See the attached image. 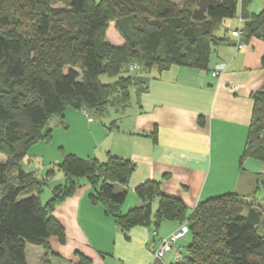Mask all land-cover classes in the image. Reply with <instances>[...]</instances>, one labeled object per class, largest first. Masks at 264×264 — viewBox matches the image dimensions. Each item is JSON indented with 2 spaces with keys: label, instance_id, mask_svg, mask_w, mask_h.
<instances>
[{
  "label": "trees",
  "instance_id": "16d2710c",
  "mask_svg": "<svg viewBox=\"0 0 264 264\" xmlns=\"http://www.w3.org/2000/svg\"><path fill=\"white\" fill-rule=\"evenodd\" d=\"M251 1L219 0L205 19L194 20L188 6H196L195 0L182 7L169 0H0V152L6 155L0 162V264H28L27 244L42 247L41 264L58 259L50 237L64 243L66 236L52 212L74 192L79 178L93 188L90 201L101 204L121 231L138 225L155 229L162 220L186 224L191 239L175 264H264V198L225 193L188 211L180 199L163 194L158 181L147 180L134 188L138 203L122 213L127 191L117 186L125 185L134 170L129 159L108 153L102 162L64 154L42 178L21 165L33 144L50 139L52 117L65 125L66 107L101 118L109 108L129 106L132 89L137 95L146 91L148 78L127 71L131 60L158 72L171 65L205 69L213 46L227 41L216 30L236 14L244 19L241 41L264 39V6L248 13ZM110 22L124 41L120 46L106 40ZM10 23L23 27L6 35ZM261 62L264 67V54ZM101 74L117 78L102 84ZM113 127L116 120L107 126ZM247 157L264 162V88L253 96L240 163ZM55 166L64 182L42 203L39 194ZM246 199L248 204L242 203ZM78 264L91 261L81 256Z\"/></svg>",
  "mask_w": 264,
  "mask_h": 264
},
{
  "label": "crops",
  "instance_id": "0c3cea01",
  "mask_svg": "<svg viewBox=\"0 0 264 264\" xmlns=\"http://www.w3.org/2000/svg\"><path fill=\"white\" fill-rule=\"evenodd\" d=\"M252 1L247 12L258 13L264 0L256 8ZM258 8L261 9L257 11ZM232 18L223 19L216 30L227 41L213 46L207 68L171 65L158 72L152 66L146 73V91L137 95L132 89L127 118L116 121L117 127L111 129L103 120L92 121L90 117L86 120L80 109L66 107L65 125L59 123L58 117H52L48 123L50 139L33 144L27 152L29 158L41 160L37 165L45 166L46 157L55 153L59 162L60 151L51 147L53 138L62 129L79 122L88 133L98 136L93 152L86 157L103 162L110 153L134 164L128 182L117 186L128 194L122 206L127 199L133 206L138 203L134 188L147 180L158 181L162 193L180 199L188 211L198 202L225 193L259 198L264 194V182L261 184L264 162L246 158L240 163V157L248 135L253 96L264 88L261 62L264 39L253 36L242 40L240 47L236 46L234 32L243 26L244 19L239 15ZM109 27L114 28V22ZM107 36L112 45L120 46L124 42L114 29ZM58 149L63 155L76 152L65 147ZM55 180L62 184L64 176L58 172ZM77 184L74 192L52 212L66 236L64 243L55 236L50 237L51 250L58 258L52 264L55 261L78 264L81 256L88 257L91 264H175L174 248L161 257H156L153 250L160 238L179 227V222L162 220L154 229L155 234L150 227L141 225L121 231L101 204L90 201L93 188L88 181L79 178ZM185 235L178 242L180 253L191 239L183 245ZM36 247L41 250H36L34 264H41L43 249Z\"/></svg>",
  "mask_w": 264,
  "mask_h": 264
},
{
  "label": "rangeland",
  "instance_id": "374dc122",
  "mask_svg": "<svg viewBox=\"0 0 264 264\" xmlns=\"http://www.w3.org/2000/svg\"><path fill=\"white\" fill-rule=\"evenodd\" d=\"M95 1V0H93ZM171 1V0H169ZM186 0H174V2L182 7L183 3L184 5L188 6L187 2H185ZM188 1V0H187ZM262 0H253L252 1V6L259 7L261 4ZM172 2V1H171ZM55 7H63L62 4L60 3H56L55 5H53ZM191 9V11H193V9L195 8V5L191 8L190 6H188V9ZM258 8L257 11H259ZM237 16V14H236ZM234 16V17H236ZM12 17V16H11ZM233 19V18H231ZM12 22H14L13 20H11ZM17 27H23V25H17V23H10L8 26L4 27V29L7 31L4 32V34H9V31L11 33L17 31V30H21L22 28H18L15 29ZM116 30L115 27L111 28H107L106 32H105V36L106 34L108 35L107 38L110 37V33L111 31ZM29 30V27L25 28V31ZM3 31V27L0 26V33ZM117 31V30H116ZM18 32V31H17ZM31 33H29L28 31V35H30ZM11 35V34H9ZM114 41V40H113ZM131 66H133V68H131ZM152 68V66H146L144 63L139 62L137 60H131L128 64H127V71L128 73H132L133 75L135 74V71L140 72L143 76H146L147 71ZM125 75L127 74L126 72H124ZM132 75V76H133ZM116 76H108L107 74H101L99 76V81L102 84H107V83H111L113 81L116 80ZM133 91V90H132ZM130 110V106H127L126 108L120 109L118 111H115L112 108H109L108 110V114L105 115L104 117L101 118H93L92 121H97L101 122V120H103V122H106L107 125H109V122L111 121V119H115L117 122H121L122 120H125L127 117V114L129 113ZM82 111V110H81ZM83 116L85 117L86 120H88V115L84 114L82 111ZM91 121V122H92ZM122 125V124H121ZM71 128L68 129H62L61 132L57 133L55 138H53V143H51V147L54 148L56 150H59L60 152L58 153L61 157V160L63 158V154L61 153V149H58V147H65L66 150H73L76 151L74 152L75 155L79 156V157H83L85 158L87 155L91 154L94 150V147L96 146L97 143V137L98 136H94L91 133H88L87 129L85 128V126H83L82 124L78 123H72L71 124ZM123 126H125V124H123ZM40 151V150H38ZM53 152H55L53 150ZM71 153H67V154H72ZM77 153V154H76ZM89 153V154H87ZM30 155V154H29ZM29 155H26L23 160H22V168L26 171H32L34 172L35 176H37L38 178H42L46 172L48 171V169L52 166L54 167V164H58L59 162L56 161V157H55V153H52L51 155H46V165L45 166H41V165H37L38 163H42L41 160H36L34 157H31V159L29 158ZM248 158V157H247ZM34 159V160H33ZM39 159V158H37ZM6 161V155L3 152H0V162H5ZM38 162V163H37ZM39 167V170H38ZM35 170V171H33ZM58 173L57 167L55 166V173L51 176L48 177V179L46 180V184L43 186L42 188V193L40 195H42V203H44L45 201H47V199H49V197L51 196V192L52 189L55 185H57V183L55 181L56 175ZM264 182V180H262L261 184ZM264 185V184H263ZM50 191V193H48ZM262 191H264V188H262ZM128 195V194H127ZM126 195V197H127ZM264 196V194H260L258 197L259 199H261ZM129 198V197H128ZM239 201V200H238ZM242 203L248 204L247 199L246 200H241ZM133 207V204H130V200L127 199V201L125 202L124 206H122L121 212L125 213L127 212L129 209H131ZM154 207V204H153ZM245 211V209L242 208V212ZM260 233L264 239V214H262V223L260 225ZM191 237L190 232L188 231L185 235V240L183 241V245H185V242L188 238ZM26 249H25V255H26V261L28 264H34L36 262L37 259V251L36 250H41L38 249L35 245H31V244H27L26 245ZM40 247V246H38ZM183 251L185 252V247L183 249ZM184 252L182 254H184ZM180 255V253H179ZM39 259V258H38ZM37 263V262H36Z\"/></svg>",
  "mask_w": 264,
  "mask_h": 264
},
{
  "label": "built area",
  "instance_id": "2783aa9c",
  "mask_svg": "<svg viewBox=\"0 0 264 264\" xmlns=\"http://www.w3.org/2000/svg\"><path fill=\"white\" fill-rule=\"evenodd\" d=\"M235 44L236 46L240 47L242 44L241 37L242 32L240 28H238L235 32ZM133 68V66H131ZM86 114V113H85ZM188 227L186 224H180L179 227L173 231L169 236L165 238H160L159 243L157 247L154 248L153 253L156 257H161L165 252L169 251L170 249H175V256L176 259L179 257L180 248H176V243L178 240H180L186 233H187ZM153 234H155V230H151Z\"/></svg>",
  "mask_w": 264,
  "mask_h": 264
},
{
  "label": "water",
  "instance_id": "95a60500",
  "mask_svg": "<svg viewBox=\"0 0 264 264\" xmlns=\"http://www.w3.org/2000/svg\"><path fill=\"white\" fill-rule=\"evenodd\" d=\"M219 0H195L196 6L192 11V18L194 20H203L206 18V12L213 5L217 4ZM54 264H64L59 261H55Z\"/></svg>",
  "mask_w": 264,
  "mask_h": 264
}]
</instances>
